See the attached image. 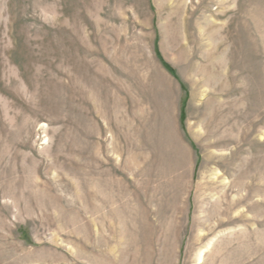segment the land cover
Listing matches in <instances>:
<instances>
[{
    "label": "rangeland",
    "instance_id": "374dc122",
    "mask_svg": "<svg viewBox=\"0 0 264 264\" xmlns=\"http://www.w3.org/2000/svg\"><path fill=\"white\" fill-rule=\"evenodd\" d=\"M0 264H264V0H0Z\"/></svg>",
    "mask_w": 264,
    "mask_h": 264
},
{
    "label": "trees",
    "instance_id": "16d2710c",
    "mask_svg": "<svg viewBox=\"0 0 264 264\" xmlns=\"http://www.w3.org/2000/svg\"><path fill=\"white\" fill-rule=\"evenodd\" d=\"M163 63V62H162ZM163 65L166 67V68H168V66L165 64V63H163Z\"/></svg>",
    "mask_w": 264,
    "mask_h": 264
}]
</instances>
